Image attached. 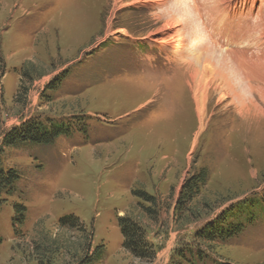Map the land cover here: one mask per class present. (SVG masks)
I'll use <instances>...</instances> for the list:
<instances>
[{
    "label": "rangeland",
    "instance_id": "1",
    "mask_svg": "<svg viewBox=\"0 0 264 264\" xmlns=\"http://www.w3.org/2000/svg\"><path fill=\"white\" fill-rule=\"evenodd\" d=\"M174 2L0 0L1 159L20 173L16 195H4L0 206V264H38L34 241L64 234L58 221L68 214L92 226L93 244L105 250L96 264H170L177 247L196 245L199 227L243 198L260 202L254 221L230 240L200 244L196 264H264V37L249 31L244 41L236 28L220 32L222 14L200 15L242 74L207 83L199 130L184 63L197 49L187 36L174 52L163 28L177 17ZM254 3L251 22L264 9V0ZM53 82L56 89L47 87ZM47 119L72 130L49 145L1 147L5 131ZM201 167L206 185L179 221L182 185ZM16 203L26 208L19 236ZM119 216L144 226L151 259L124 250ZM54 260L75 264L68 253Z\"/></svg>",
    "mask_w": 264,
    "mask_h": 264
},
{
    "label": "trees",
    "instance_id": "2",
    "mask_svg": "<svg viewBox=\"0 0 264 264\" xmlns=\"http://www.w3.org/2000/svg\"><path fill=\"white\" fill-rule=\"evenodd\" d=\"M53 84L47 87L56 89L55 82ZM72 127V124L63 121L58 122L54 119H47L46 122L41 120L25 121L3 133L1 147L18 149L27 146L49 145L57 138L68 135ZM208 176V169L201 167L184 181L174 210L176 217L180 219L179 221L190 212V207L206 185ZM19 179L20 173L17 169L3 164L0 149V206L4 201V195H16ZM139 196L144 201L154 204V196L147 195L144 192H140ZM13 206L12 226L15 235L19 236L21 227L24 224L26 208L20 203ZM259 206L258 198H243L234 204H230L221 210L214 220L207 221L194 232L196 240L194 247L188 244L177 247L175 249L176 257L172 258L170 264H196L198 257H202V250L199 249L200 244L210 246L216 241L225 242L240 235L245 227L250 225L256 218ZM146 211L154 213L155 210L148 206ZM116 220L123 237L122 246L124 250L137 259H151L155 251L147 240L144 226L128 216H119ZM58 226L60 230L64 231V234L58 233L56 236L48 237V241H45V243L34 241L33 250L36 253L38 264H54L55 257L62 253L70 254L75 264H96L97 261L104 258L105 250L103 246L93 244L92 226L87 228L86 224L73 214L60 218ZM77 237H80V241Z\"/></svg>",
    "mask_w": 264,
    "mask_h": 264
},
{
    "label": "bare ground",
    "instance_id": "3",
    "mask_svg": "<svg viewBox=\"0 0 264 264\" xmlns=\"http://www.w3.org/2000/svg\"><path fill=\"white\" fill-rule=\"evenodd\" d=\"M137 2L140 5L146 2H150L152 5H159L161 0H137ZM255 7L254 0H175L173 11L176 13L177 17L170 16L169 21H166L163 26V28L167 30L165 32L170 31L168 39L173 42L176 41V44L173 47L174 52L181 49L182 42L188 38L192 40V43L189 46H193L197 49V53L189 54L184 63L191 69L188 74L190 82L186 83L189 85L190 97L193 102V110L197 125H199V130L203 123L207 83L218 77L227 81L231 74L233 76L242 74L240 68H233L236 66L238 60L235 58V54L232 50H219L217 44L212 41V38H210L211 34L209 36L206 29L202 28L199 17L201 14L207 12L222 14L223 19L222 25L219 29L220 32L224 30L233 31L236 28L237 33L235 34V37H239L240 33H245L246 37L244 38V41H246V38L250 37L248 34L249 31H253L254 34L258 31L259 35L264 37V9H261V11L259 9L257 13L258 20L254 22L250 21ZM246 16L249 17L246 18ZM213 20H215V18H213ZM212 27L214 28L216 26L213 24ZM187 36L188 38H186ZM229 36L233 37L234 33L230 31ZM252 37H255V35H252ZM197 38H199V40ZM194 39L195 42H193ZM231 39L235 41L234 38ZM155 41L158 42L162 48L168 44L164 39L160 41L156 39ZM210 41L213 42L212 46L209 45ZM206 46L212 48H207V50L204 51L203 49L204 47L206 48ZM193 52L195 51H192V53Z\"/></svg>",
    "mask_w": 264,
    "mask_h": 264
}]
</instances>
